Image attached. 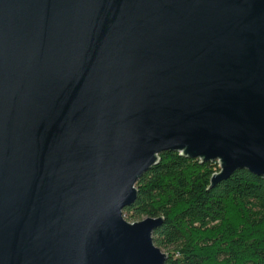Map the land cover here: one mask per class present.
<instances>
[{"label":"water","instance_id":"obj_1","mask_svg":"<svg viewBox=\"0 0 264 264\" xmlns=\"http://www.w3.org/2000/svg\"><path fill=\"white\" fill-rule=\"evenodd\" d=\"M163 151L264 177V0H0V264H164Z\"/></svg>","mask_w":264,"mask_h":264},{"label":"trees","instance_id":"obj_2","mask_svg":"<svg viewBox=\"0 0 264 264\" xmlns=\"http://www.w3.org/2000/svg\"><path fill=\"white\" fill-rule=\"evenodd\" d=\"M163 151L136 182L128 219L163 217L153 242L164 264H264V177L234 171L213 187L217 161Z\"/></svg>","mask_w":264,"mask_h":264},{"label":"rangeland","instance_id":"obj_3","mask_svg":"<svg viewBox=\"0 0 264 264\" xmlns=\"http://www.w3.org/2000/svg\"><path fill=\"white\" fill-rule=\"evenodd\" d=\"M122 215H123V218H124V219H126V220L132 222V220H129V219H128L127 213L124 212V210H123V212H122ZM144 218H145V217H142V218H139V219H137V220H135V221H138V220H141V219H144ZM160 249H161L163 252H165L164 249H162V248H160Z\"/></svg>","mask_w":264,"mask_h":264}]
</instances>
